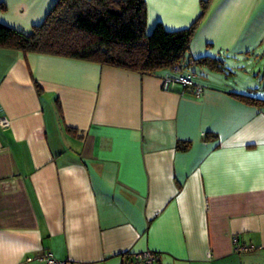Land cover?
Listing matches in <instances>:
<instances>
[{
    "label": "crops",
    "instance_id": "obj_1",
    "mask_svg": "<svg viewBox=\"0 0 264 264\" xmlns=\"http://www.w3.org/2000/svg\"><path fill=\"white\" fill-rule=\"evenodd\" d=\"M144 1L148 33L186 28L201 12L202 0ZM2 2L0 23L29 33L56 0ZM257 51L264 0H210L187 56L224 71L196 65L212 78L198 75L199 97L162 89L167 69L0 47L10 121L0 126V264H46L48 253L126 264L148 250L155 264H264V106L234 94L264 99V85L254 92L226 67ZM234 238L250 250L236 252Z\"/></svg>",
    "mask_w": 264,
    "mask_h": 264
},
{
    "label": "trees",
    "instance_id": "obj_2",
    "mask_svg": "<svg viewBox=\"0 0 264 264\" xmlns=\"http://www.w3.org/2000/svg\"><path fill=\"white\" fill-rule=\"evenodd\" d=\"M209 2H200L201 12L188 27L167 30L156 23L148 33L144 0H56L44 20L29 33L0 23V47L87 60L140 74L170 71L175 65L194 72L196 65L224 71L217 59L187 56L190 40ZM5 8L0 0V9ZM234 94L248 103L264 106V99ZM189 146V141L179 140L175 147L184 151Z\"/></svg>",
    "mask_w": 264,
    "mask_h": 264
},
{
    "label": "built area",
    "instance_id": "obj_3",
    "mask_svg": "<svg viewBox=\"0 0 264 264\" xmlns=\"http://www.w3.org/2000/svg\"><path fill=\"white\" fill-rule=\"evenodd\" d=\"M198 74L191 70H186L181 65H175L170 69V72L164 74L161 77V87L164 90L171 89L174 85H180L183 92L189 93L196 97H199L203 91L204 86L197 82ZM10 121L0 116V126H9ZM235 250L237 252H245L250 250L248 247L236 244V239H233ZM46 264H69L67 261H59L52 257L50 253L45 255ZM158 261V254H154L152 251H144L130 257L129 264H155Z\"/></svg>",
    "mask_w": 264,
    "mask_h": 264
},
{
    "label": "rangeland",
    "instance_id": "obj_4",
    "mask_svg": "<svg viewBox=\"0 0 264 264\" xmlns=\"http://www.w3.org/2000/svg\"><path fill=\"white\" fill-rule=\"evenodd\" d=\"M257 54L258 55L255 58H248L245 61L239 62L237 65L230 64L226 65V67L228 68V70H231L233 72L230 76L231 80H241L242 82H244H241L243 85L249 88H253L254 92L263 93V91H260L259 89H262L264 85V53H262V51H257ZM194 70L199 76H203V78H211L208 77L211 72L206 67L196 68L195 66Z\"/></svg>",
    "mask_w": 264,
    "mask_h": 264
}]
</instances>
